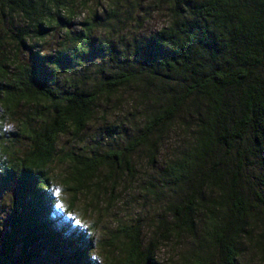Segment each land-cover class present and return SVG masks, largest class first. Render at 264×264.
I'll use <instances>...</instances> for the list:
<instances>
[{
	"label": "trees",
	"instance_id": "obj_1",
	"mask_svg": "<svg viewBox=\"0 0 264 264\" xmlns=\"http://www.w3.org/2000/svg\"><path fill=\"white\" fill-rule=\"evenodd\" d=\"M91 1L0 0V190L9 191L0 264H159L166 246L178 251L168 264H264V0H148L163 24L130 29L118 70L85 85L86 73L72 72L85 67L105 23ZM120 1L109 0L108 21ZM135 1L131 23L148 7ZM82 9L81 31L46 50ZM120 89L141 116L121 146H57L67 133L81 137L102 98ZM170 132L181 140L159 164ZM135 157L159 165L139 186L153 210L149 237L137 218L96 242L73 221L75 204L92 188L112 192L124 172L133 180Z\"/></svg>",
	"mask_w": 264,
	"mask_h": 264
},
{
	"label": "rangeland",
	"instance_id": "obj_2",
	"mask_svg": "<svg viewBox=\"0 0 264 264\" xmlns=\"http://www.w3.org/2000/svg\"><path fill=\"white\" fill-rule=\"evenodd\" d=\"M108 2L109 0H92L90 4L92 9H96L95 11L100 20H103L102 22L105 23L101 24L102 27L100 25L96 28L97 30H94V37L92 38L93 48L91 54L88 55L89 57H86L85 67L81 69L78 68L76 71L72 72L73 79L75 78L74 80H76L81 78L80 74L84 71L86 74L81 79L85 85H87L88 82H92V80L102 78L110 71L118 70V57L120 56L123 45L127 42L122 39V36L128 34L130 29L132 32L138 30L143 34H148L153 32V30L155 31L163 24L164 17L161 14L150 11L151 7H149V4L152 6V2H148V0H138L142 6L148 5L146 8L147 11L143 13L145 16L143 20L138 18L134 23L127 21L128 19H126V16H128L129 13L137 15L140 13V10L132 6V4L136 2L135 0H129L126 4L125 1L122 0L117 4V18H115V21H108L106 18L107 12L105 13L106 7L110 4V2ZM121 4L123 7H121ZM131 6L134 8L132 9ZM121 8L124 12H121ZM125 10H127L128 13ZM88 16L89 12L86 10L82 9L77 11L76 17L70 22L72 24L71 28L66 29L65 26L57 27L54 31V35L43 45L44 48L49 50L55 46L57 38L63 39L65 36H68V34L81 31L82 26L80 24L84 20H87ZM129 19H131V17H129ZM107 22L109 25L106 24ZM100 46L113 48V54L106 51V54L101 56L100 52H96L95 50ZM114 55L117 56V60L112 62L109 59ZM115 95L109 97V99L102 98L92 121L81 137L75 138L70 133H67L59 138L57 146L62 147L64 152L69 150L77 152L81 144L92 146L96 141L99 142L98 144L96 143L98 151L108 148L115 149L121 146L122 138L131 136L136 127L141 124V116L139 114L140 107L136 106V102H132L130 93L127 89H120ZM123 127L125 128V133L121 131ZM180 140L181 137L174 132H170L164 136L158 156L159 164H162L163 161L169 158V155L177 149ZM134 161L135 178L133 180H129L126 172H124L118 176V180L113 185L112 192L109 186L106 189L104 187H99L98 192L92 188L87 191L86 194L80 195L75 204L74 211L72 212L73 221L87 230H94L96 232V242L101 236H104L105 233L107 234L111 230H114L117 224L125 223L128 225L137 218H140V222L142 223L140 226H142L143 236L146 238L149 237L148 229L150 228L146 226V223L153 215V210L150 207V201L143 198L144 191H142L139 186H146L144 182L148 180L151 175H155L159 165L157 167L150 166L145 157H135ZM61 170V167H54L56 174ZM103 184L108 185V183ZM59 192H62L61 188H59ZM96 194L98 195V203L89 207L88 203L93 201L91 199L95 198ZM62 195H65L64 191ZM67 195L68 194L63 198L69 199ZM8 201V189H1V217L5 216L8 210ZM143 202H145L147 207L141 205ZM177 254L178 251L176 249L171 250L169 246L162 248L158 254L159 264H168L169 260L173 261Z\"/></svg>",
	"mask_w": 264,
	"mask_h": 264
},
{
	"label": "water",
	"instance_id": "obj_3",
	"mask_svg": "<svg viewBox=\"0 0 264 264\" xmlns=\"http://www.w3.org/2000/svg\"><path fill=\"white\" fill-rule=\"evenodd\" d=\"M68 28H70V25L68 26Z\"/></svg>",
	"mask_w": 264,
	"mask_h": 264
}]
</instances>
